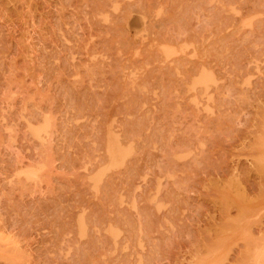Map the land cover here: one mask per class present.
<instances>
[{
    "label": "rangeland",
    "instance_id": "374dc122",
    "mask_svg": "<svg viewBox=\"0 0 264 264\" xmlns=\"http://www.w3.org/2000/svg\"><path fill=\"white\" fill-rule=\"evenodd\" d=\"M0 264H264V0H0Z\"/></svg>",
    "mask_w": 264,
    "mask_h": 264
},
{
    "label": "bare ground",
    "instance_id": "6f19581e",
    "mask_svg": "<svg viewBox=\"0 0 264 264\" xmlns=\"http://www.w3.org/2000/svg\"><path fill=\"white\" fill-rule=\"evenodd\" d=\"M115 146H116V145H115ZM115 146H114V147H115ZM115 151H116V150H115ZM261 161H262V159H261ZM262 162H263V161H262ZM256 250H257V249H256Z\"/></svg>",
    "mask_w": 264,
    "mask_h": 264
}]
</instances>
